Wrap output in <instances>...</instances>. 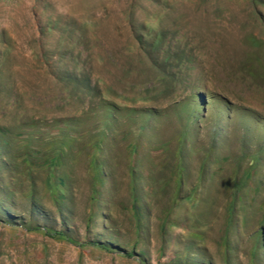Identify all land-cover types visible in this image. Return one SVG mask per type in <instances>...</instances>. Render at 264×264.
Segmentation results:
<instances>
[{
  "label": "rangeland",
  "instance_id": "374dc122",
  "mask_svg": "<svg viewBox=\"0 0 264 264\" xmlns=\"http://www.w3.org/2000/svg\"><path fill=\"white\" fill-rule=\"evenodd\" d=\"M0 264H264V0H0Z\"/></svg>",
  "mask_w": 264,
  "mask_h": 264
}]
</instances>
